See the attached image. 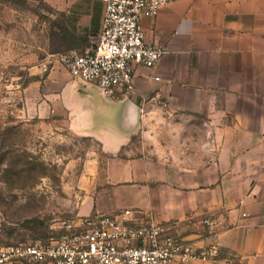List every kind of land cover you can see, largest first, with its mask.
I'll return each instance as SVG.
<instances>
[{
	"label": "crops",
	"instance_id": "crops-1",
	"mask_svg": "<svg viewBox=\"0 0 264 264\" xmlns=\"http://www.w3.org/2000/svg\"><path fill=\"white\" fill-rule=\"evenodd\" d=\"M167 1L141 21L145 42L167 52L153 68L133 65L130 96L109 99L54 66L28 97L32 111L98 145L73 184L77 218L131 209L135 222L149 216L196 248L217 246L197 264H264V0ZM102 12L100 0H77L68 50L91 47ZM150 113L153 147L129 155Z\"/></svg>",
	"mask_w": 264,
	"mask_h": 264
},
{
	"label": "rangeland",
	"instance_id": "rangeland-1",
	"mask_svg": "<svg viewBox=\"0 0 264 264\" xmlns=\"http://www.w3.org/2000/svg\"><path fill=\"white\" fill-rule=\"evenodd\" d=\"M72 1L67 16L63 0H0V246L46 244L64 235L77 218L73 184L80 165L98 149L95 140L37 117L29 100L53 68L42 71L41 61L68 50L60 28L69 18L77 30V0ZM29 53L33 61L25 57ZM144 119L148 123H140L125 149L129 155L153 147V113Z\"/></svg>",
	"mask_w": 264,
	"mask_h": 264
},
{
	"label": "built area",
	"instance_id": "built-area-1",
	"mask_svg": "<svg viewBox=\"0 0 264 264\" xmlns=\"http://www.w3.org/2000/svg\"><path fill=\"white\" fill-rule=\"evenodd\" d=\"M100 29L84 53L50 54L42 71L61 65L73 79L93 83L109 99L134 91L133 65L153 68L167 50L145 42L141 21L155 17L167 0H100ZM51 57V58H50ZM164 104V103H163ZM133 211L95 212L68 223L58 240L0 246V264H197L218 254L214 244L196 248L166 233L151 217L133 221ZM213 225L209 218L202 220Z\"/></svg>",
	"mask_w": 264,
	"mask_h": 264
},
{
	"label": "trees",
	"instance_id": "trees-1",
	"mask_svg": "<svg viewBox=\"0 0 264 264\" xmlns=\"http://www.w3.org/2000/svg\"><path fill=\"white\" fill-rule=\"evenodd\" d=\"M67 19V18H66ZM69 19V18H68ZM67 19V23L64 27L60 28V37L65 40V42L69 43L67 49L72 46H77V34H75V26L72 21ZM47 73V72H45Z\"/></svg>",
	"mask_w": 264,
	"mask_h": 264
},
{
	"label": "water",
	"instance_id": "water-1",
	"mask_svg": "<svg viewBox=\"0 0 264 264\" xmlns=\"http://www.w3.org/2000/svg\"><path fill=\"white\" fill-rule=\"evenodd\" d=\"M80 81V80H79ZM81 82H83V81H81ZM83 83H86V82H83ZM97 87V86H96ZM97 89L104 95V93L102 92V90L99 88V87H97ZM105 96V95H104ZM106 97V96H105Z\"/></svg>",
	"mask_w": 264,
	"mask_h": 264
}]
</instances>
